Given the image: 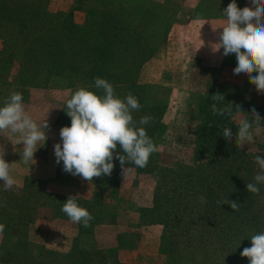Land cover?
I'll return each mask as SVG.
<instances>
[{"label":"trees","instance_id":"trees-1","mask_svg":"<svg viewBox=\"0 0 264 264\" xmlns=\"http://www.w3.org/2000/svg\"><path fill=\"white\" fill-rule=\"evenodd\" d=\"M49 5L50 0H0V107L13 92L26 99L30 89L49 88L57 74L70 82V88L78 82V87L102 96L94 83L99 77L113 85L118 98L131 93L138 99L142 107L132 112L134 122L141 127L138 122L142 117L153 118L142 127L155 144L166 132L163 118L168 104L156 99L154 87L141 79L147 64L165 45L164 34L174 20L173 11L155 6L153 0H75L69 12H54ZM75 9L86 15L82 25L74 20ZM5 77H12L13 84H6ZM227 98L235 100L231 95ZM210 106H204V133L194 142L196 168L184 165L179 172L160 168L163 154L159 151L150 156L145 168L131 167L157 178L153 207L142 210L140 224L163 226L160 254L167 264L177 251L187 252L196 264H249L248 258L241 257L242 250L233 248L264 232L259 207L264 202V184L257 185L262 187L259 194L247 191L246 183H255L251 163L241 156L234 140L227 141L222 135L223 128L231 127L235 137L238 126L227 116L214 115ZM59 123L71 125L65 119ZM231 161L235 162L233 169L225 166ZM114 164L111 176L91 181L96 187L92 200L76 199L94 217L87 228L109 221L103 216L104 195L117 193L122 178L119 161ZM227 181L234 185L227 187ZM43 191L37 180L27 178L20 197L2 198L0 224L5 225L8 239L0 250V264H120L115 250L73 249L60 254L38 247L39 251H33L37 246L29 241L28 231L31 199L37 194H43L39 200L45 198ZM201 196L206 201L203 204ZM226 198L239 203V209L218 203ZM58 199L62 200L59 204L55 202ZM44 200L54 207L55 218L69 220L64 213L57 214L67 199L50 194ZM180 264H185L184 257Z\"/></svg>","mask_w":264,"mask_h":264},{"label":"rangeland","instance_id":"rangeland-1","mask_svg":"<svg viewBox=\"0 0 264 264\" xmlns=\"http://www.w3.org/2000/svg\"><path fill=\"white\" fill-rule=\"evenodd\" d=\"M153 1L157 7L171 9L174 13V20L166 35L164 34L165 45L147 64L142 72L141 80L154 87L153 93L156 99L163 100L168 104L163 118L166 132L155 139L157 151L163 154L159 158L158 164L160 168L179 172L180 166L187 165L193 169L198 166V163L194 162V142L199 134L204 133L202 128L206 118L204 106L216 103L219 108L225 106L224 103L228 101L234 107L240 105L243 113L234 114L231 117V121L239 126L241 120L253 119L250 116L253 108L264 120V94L256 91L255 86L249 83L248 77L243 74L234 75L233 69L237 65L235 54L224 56L222 48L219 51L213 50V46L219 42L215 34L209 33L208 29H204L203 32L201 27L175 26L179 23L175 12L180 9L184 0ZM74 4L75 0H50L49 7L54 12H69ZM73 16L77 24L84 23L86 17L84 11L75 9ZM252 75L254 76L256 73ZM5 81L6 84H13L12 77H5ZM69 83L64 76L57 74L49 88L30 89L28 97L26 99L23 97V105L28 115L38 125L45 119L49 124V128L46 130L48 139L40 153V157L43 156L46 160V164L44 161L41 164L48 168L45 171L42 167L38 171L42 178L34 176L35 171H29L33 176L25 175L23 181L16 178L15 175L21 178L18 175L20 168L15 166L14 162L16 159L23 160L21 157L23 144L19 143L18 134H12L7 130L0 133V147L4 149V159L11 166L16 167L17 170L11 169V175L17 184L21 182L20 185L16 184L12 189L5 191L3 182L0 181V207L4 203L2 198L20 197L26 179L34 178L43 188L45 198L39 200L38 197L43 194H37L36 199H31L32 217L28 231L29 241L37 246L33 248V251H39L38 247H45L60 254L69 253L73 249L90 252L115 250L120 264H167L166 257L160 254L163 226H142L140 224L142 210L153 207V195L157 182V178L153 174L138 173L135 168H131L126 177L122 176L118 192H108L104 195L106 210H104L103 216H107L109 221L93 228L81 230L78 224L73 223L70 219L55 218L54 207L44 200L51 194L63 199L74 196L75 200L90 201L96 193V187L80 176H76L78 182L82 183L78 195H72L73 191L69 193L71 181L69 173L63 171L62 161L60 164L55 161L53 146L61 142L59 133L60 129L65 126L62 123L58 125V122L60 119L71 122V118L65 112L66 101L76 90L80 89L78 82L73 84V88L67 86ZM217 93L223 95L225 99L216 101L213 95ZM229 95L233 96L235 100L230 101L227 98ZM53 122L55 123L54 131L50 127ZM215 132L219 136L218 131ZM209 133L213 137H217L212 132ZM253 136L251 142L239 149L242 153L241 156L251 163L252 173L256 176L260 169L255 157H264V121L261 122L258 130L254 129ZM48 153H52L54 156L49 159ZM234 164L235 162L231 161L225 163V166L231 165L228 167L232 168ZM226 183L227 187L234 185L230 181ZM84 185L88 187L86 188ZM57 191L61 193H57ZM150 198L152 199L150 208L138 206L137 200L142 202L141 204H145L144 199ZM61 201V199L55 200L57 204ZM259 207L264 222V202L259 204ZM111 211L113 213H110ZM62 213L57 212L59 217ZM7 239L8 236L4 230L3 234H0V250ZM11 239L13 238L11 237ZM9 243L12 246L11 242ZM241 245L233 249L243 251L245 247H251L249 237L248 244L244 242ZM181 257H184L185 264H196L195 260L185 251H177L171 264H180Z\"/></svg>","mask_w":264,"mask_h":264},{"label":"clouds","instance_id":"clouds-1","mask_svg":"<svg viewBox=\"0 0 264 264\" xmlns=\"http://www.w3.org/2000/svg\"><path fill=\"white\" fill-rule=\"evenodd\" d=\"M251 7L239 8L236 0H231L222 14L226 25L219 33V42L213 46L214 51L223 49V55L235 54L237 65L234 75L248 77L249 83L255 86L258 93L264 94V0H250ZM256 73V75H252ZM95 88L102 90L98 95L86 88H80L66 101V115L71 118V125L60 129L61 142L54 144L53 150L57 164L63 162V171L73 176H80L91 182L94 178L111 176L118 160L121 175L126 177L131 167L145 168L150 156L157 151V146L148 136L142 125H147L153 119L144 116L137 127L132 112L138 111L142 105L138 99L129 93L124 99L118 98L111 83L102 78H95ZM216 101L224 100V96L213 95ZM214 115L231 118L234 114L243 113L240 105L233 108L229 104L217 107L211 105ZM252 120L243 119L237 127L235 137L231 127H225L222 135L227 141H235L237 148L253 140L254 129L258 130L262 120L255 108L251 110ZM49 124L45 119L38 125L25 110L23 95L13 92L0 107V133L6 130L19 135V143L23 144L22 159L25 163L34 161L37 145L45 144L48 137L46 130ZM42 145V146H43ZM119 145L120 151H117ZM41 147V146H40ZM4 149L0 147V181L4 190H10L16 185L11 175V164L4 159ZM255 161L260 172L254 177L255 183H246V189L253 194H259L257 185L264 184V157L256 156ZM130 165L126 167L125 164ZM33 164V163H32ZM205 203V198L200 197ZM221 204H228L237 211L239 203L226 198ZM61 211L73 222L90 227L94 217L90 212L79 206L74 196H69L63 203ZM4 224H0V234H3ZM251 247H245L240 253L246 257L249 264H264V232L250 238Z\"/></svg>","mask_w":264,"mask_h":264},{"label":"crops","instance_id":"crops-1","mask_svg":"<svg viewBox=\"0 0 264 264\" xmlns=\"http://www.w3.org/2000/svg\"><path fill=\"white\" fill-rule=\"evenodd\" d=\"M230 2L231 0H184L183 3H181L180 5V9L176 10V15H177V18L179 19V23H177L175 26L176 27L183 26L185 28L192 27V26H195V28L201 27L203 29L202 30L203 32H204V29H208L209 33L215 34L219 41V33L222 31V27L226 25V18L224 17L222 12ZM236 3H237V6L241 9L246 6L251 7L250 0H236ZM54 122L50 126L53 131H54V124H55ZM46 136H47V133H46ZM42 145H43L42 142L37 145L39 148L34 153V161H29L28 163H25L24 160L19 161L16 159L15 161L14 159L15 161L14 165L20 168L18 175H20L21 178L15 175L17 179H20V180L22 179L23 181L25 179V175L33 176V174L29 173V171H35L34 176H36L37 178H42L41 174L38 171H40L42 167H44L45 171L48 169L47 167L41 164L43 163V161H44V164H46V160L43 158V156L40 157L41 150L43 149ZM48 156H49V159H51L54 155L52 153H48ZM11 169L17 170L16 167H13V166H11ZM69 180H71L70 186H69V193L73 191L74 193L72 195H78V192L80 190V185H82V183L81 182L79 183L78 178H76V176H73L71 174H69ZM20 183L18 184L16 183V184L20 185ZM23 185L24 184L22 183V186ZM84 186H86V188L88 187L87 185H84ZM57 193H61V192L57 191ZM117 201L119 202L118 199ZM137 202H138V206L143 207V208H150L152 205L151 198L146 199V200L144 199L145 204H141L142 202L140 203L139 200H137Z\"/></svg>","mask_w":264,"mask_h":264}]
</instances>
